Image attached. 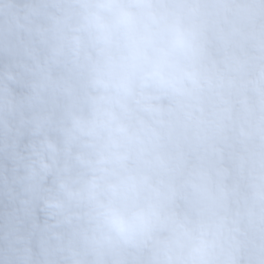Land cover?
Masks as SVG:
<instances>
[{
    "label": "clouds",
    "instance_id": "9594fccd",
    "mask_svg": "<svg viewBox=\"0 0 264 264\" xmlns=\"http://www.w3.org/2000/svg\"><path fill=\"white\" fill-rule=\"evenodd\" d=\"M0 264H264V0H0Z\"/></svg>",
    "mask_w": 264,
    "mask_h": 264
}]
</instances>
